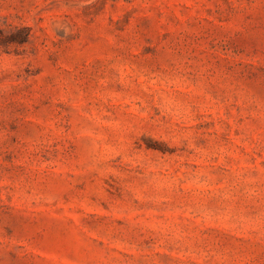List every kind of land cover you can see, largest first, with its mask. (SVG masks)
<instances>
[{"label":"rangeland","instance_id":"1","mask_svg":"<svg viewBox=\"0 0 264 264\" xmlns=\"http://www.w3.org/2000/svg\"><path fill=\"white\" fill-rule=\"evenodd\" d=\"M0 264H264V0H0Z\"/></svg>","mask_w":264,"mask_h":264}]
</instances>
